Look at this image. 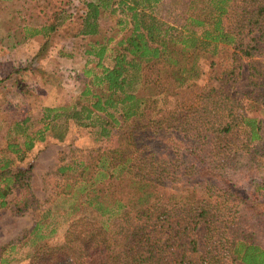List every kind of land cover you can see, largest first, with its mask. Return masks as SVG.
I'll return each instance as SVG.
<instances>
[{
  "label": "trees",
  "instance_id": "1",
  "mask_svg": "<svg viewBox=\"0 0 264 264\" xmlns=\"http://www.w3.org/2000/svg\"><path fill=\"white\" fill-rule=\"evenodd\" d=\"M165 1H117L127 18L121 24L129 28L113 47V37L98 38L101 9L109 3H87L76 36L91 38L86 53L98 60L101 75L71 113L46 110L43 120L51 122L35 133H28L30 118L16 124L26 139L10 141L0 158V210L11 208L17 215L41 205L31 184L33 167L16 163L45 141L57 119L97 128L101 138L121 133L114 148L58 168V194L73 202L59 215L47 211L36 223L31 235L40 250L30 257L32 264H264L262 246L232 234L239 227L226 219L231 208L216 201L221 183L229 187L227 201L235 191L226 177L231 157L249 154L263 140V121L249 111L251 105L252 111L262 107L252 103L237 112L240 103L223 88H212L202 92L198 108L188 114L179 108L197 87L191 51L217 58L234 49L248 60L263 53L264 0H169L178 7L170 21L155 15ZM64 23L55 19L48 29L55 32ZM108 53L111 66L104 65ZM200 182L210 193H203ZM260 188L256 184V209L263 199ZM202 231L205 251L195 260ZM55 239V247L45 248Z\"/></svg>",
  "mask_w": 264,
  "mask_h": 264
},
{
  "label": "rangeland",
  "instance_id": "2",
  "mask_svg": "<svg viewBox=\"0 0 264 264\" xmlns=\"http://www.w3.org/2000/svg\"><path fill=\"white\" fill-rule=\"evenodd\" d=\"M102 1L109 3V6L101 9V37L98 38L113 37V47L129 28L121 24L127 18L115 4L119 0H0L1 159L5 157L10 141L23 143L26 139L23 129L16 127L17 123L30 118L28 133H35L51 122L50 119L46 123L43 120L46 110L59 109L67 112L65 114L71 113L94 82L95 76L101 75L98 60L86 53L91 38L76 34L81 26V17L86 13V4ZM171 3L168 0L160 4L155 9V15L170 21L172 8L178 9ZM55 19L65 23L60 24L57 31L50 32L48 28L55 23ZM194 53L191 51L190 54L196 59L192 76L197 87L183 96L179 102L181 111L188 114L198 108L202 92L212 88H223L221 90L232 101L240 103L243 108H238L237 112L245 107L249 109L252 103L263 109L252 111V105L249 109L252 117L263 121V140L254 143L249 154L230 159L229 167L232 170L227 172L229 175L226 177L235 183L234 193L237 195L233 193L227 201L224 195L229 187L221 183L224 187L217 190L219 199L216 201L222 208H231L227 211L226 219L240 228L232 234L251 238L264 249V50L251 60L234 49L222 51L217 58L207 53ZM109 55L104 60L105 66L112 64ZM89 69L93 70V74H86ZM53 125L55 128L52 126L46 132L45 141H38L26 160L16 163L23 168L33 167L31 184L41 206L22 215L15 214L11 208L0 210V264H32L30 257L36 249L40 250V246H34L35 238L31 235L36 223L47 211L59 215L68 206L66 203L73 202L58 194L62 183V178L57 174L58 168L66 163L78 165L100 151L114 148L121 136L115 130L110 138H101L97 128L82 126L65 116L57 119ZM61 136L64 137L59 139ZM237 138L238 144L244 139L241 135ZM200 183L203 193H210L204 182ZM256 184L262 187L259 191L263 195V199L259 200L261 206L257 209L255 202H252L258 200ZM15 198L16 195L10 199L15 201ZM196 237L201 249L192 256L198 260L199 254L205 251L203 231L197 233ZM57 242L58 239H55L45 248L55 247ZM172 251L179 254L180 250L173 248ZM35 262L45 264L42 260Z\"/></svg>",
  "mask_w": 264,
  "mask_h": 264
}]
</instances>
